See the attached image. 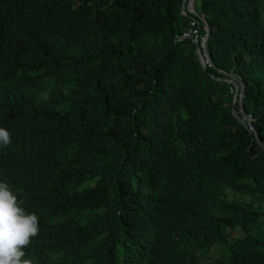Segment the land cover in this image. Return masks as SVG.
I'll return each instance as SVG.
<instances>
[{"label":"trees","instance_id":"trees-1","mask_svg":"<svg viewBox=\"0 0 264 264\" xmlns=\"http://www.w3.org/2000/svg\"><path fill=\"white\" fill-rule=\"evenodd\" d=\"M182 2L0 0V174L41 212L35 249L55 261L264 264V0L196 5L206 70L176 40ZM226 74L257 138L209 76Z\"/></svg>","mask_w":264,"mask_h":264},{"label":"clouds","instance_id":"clouds-1","mask_svg":"<svg viewBox=\"0 0 264 264\" xmlns=\"http://www.w3.org/2000/svg\"><path fill=\"white\" fill-rule=\"evenodd\" d=\"M200 1L201 0H185L184 5H181L180 15L189 20V26L176 38V40L179 42L189 41L192 43L195 48V56L197 58L196 51H199L201 63L205 67V70L215 69L210 59L208 46V41L211 38L213 29L196 10V5L200 3ZM189 32L190 35L185 37V34ZM224 78H232L238 84L239 89H243L240 82L232 75L226 74L223 78L219 79ZM234 93L233 91V96ZM237 110L240 111L242 116L249 117L243 112L242 103L240 104L239 102ZM246 129H249L250 132L249 130L248 132L251 135L254 134V138H257L252 125ZM10 143V131L0 127V147L8 146ZM259 153L263 152L259 151ZM26 191L27 190L23 188L15 186L6 175L0 174V264H79L82 258L86 261V264L90 263L89 257L82 252H77L80 257H73L72 262H70L71 258L67 252V255L61 254L64 258L63 261H55L54 259L56 256L54 254L48 253L44 255L35 249V246L40 242L44 233L43 219H39L41 212L31 206V200L28 198ZM58 214L60 215L61 212ZM81 239L83 240V237ZM214 252L215 250L185 251L178 255L176 264H204L206 262H211L214 261V257L212 256ZM71 255L73 256V253H71Z\"/></svg>","mask_w":264,"mask_h":264},{"label":"water","instance_id":"water-1","mask_svg":"<svg viewBox=\"0 0 264 264\" xmlns=\"http://www.w3.org/2000/svg\"><path fill=\"white\" fill-rule=\"evenodd\" d=\"M184 3H185V0L183 1L182 6L184 5ZM196 55H197L198 61L200 62V65L205 70V67L201 63V56H200L199 51H196ZM210 77L214 81H222V82H226V83H229V84L234 86V92L235 93H234L233 101L231 104L232 115L245 128H248L249 126H251L252 125L251 119L249 117L244 116V115L242 116L240 111L237 110V105L239 107V102H240V104L242 103V97H243V92H244L243 89L240 90L238 84L232 78L219 79V78L214 77L212 75ZM249 132H250V130H249ZM260 152H264V147L261 148Z\"/></svg>","mask_w":264,"mask_h":264},{"label":"built area","instance_id":"built-area-1","mask_svg":"<svg viewBox=\"0 0 264 264\" xmlns=\"http://www.w3.org/2000/svg\"><path fill=\"white\" fill-rule=\"evenodd\" d=\"M190 35V32L189 33H187V34H185V37H187V36H189Z\"/></svg>","mask_w":264,"mask_h":264},{"label":"bare ground","instance_id":"bare-ground-1","mask_svg":"<svg viewBox=\"0 0 264 264\" xmlns=\"http://www.w3.org/2000/svg\"><path fill=\"white\" fill-rule=\"evenodd\" d=\"M208 44H209V41H208Z\"/></svg>","mask_w":264,"mask_h":264}]
</instances>
